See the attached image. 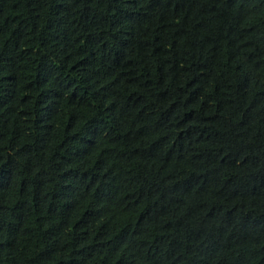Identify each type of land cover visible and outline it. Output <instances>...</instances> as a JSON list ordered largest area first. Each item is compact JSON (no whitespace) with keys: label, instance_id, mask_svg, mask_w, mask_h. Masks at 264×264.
I'll return each instance as SVG.
<instances>
[{"label":"trees","instance_id":"trees-1","mask_svg":"<svg viewBox=\"0 0 264 264\" xmlns=\"http://www.w3.org/2000/svg\"><path fill=\"white\" fill-rule=\"evenodd\" d=\"M0 264H264V0H0Z\"/></svg>","mask_w":264,"mask_h":264}]
</instances>
